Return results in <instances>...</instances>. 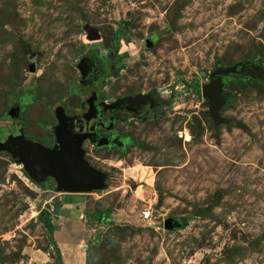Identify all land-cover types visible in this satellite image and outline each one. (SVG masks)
<instances>
[{
  "label": "rangeland",
  "instance_id": "rangeland-1",
  "mask_svg": "<svg viewBox=\"0 0 264 264\" xmlns=\"http://www.w3.org/2000/svg\"><path fill=\"white\" fill-rule=\"evenodd\" d=\"M238 61L260 72L226 81L214 126L200 87ZM91 84L160 108L117 124L123 150L85 156L101 190L58 193L0 152V264H55L46 221L65 252L78 239L83 264H264V0H0V138L17 104L24 135L49 142L54 106L71 111Z\"/></svg>",
  "mask_w": 264,
  "mask_h": 264
},
{
  "label": "water",
  "instance_id": "water-1",
  "mask_svg": "<svg viewBox=\"0 0 264 264\" xmlns=\"http://www.w3.org/2000/svg\"><path fill=\"white\" fill-rule=\"evenodd\" d=\"M87 38L94 40L98 38V35L90 33L87 34ZM82 64L83 61L79 63V68L83 73ZM244 67L260 72L256 65L247 61H238L230 66L218 65L209 72L207 82L201 85L200 94L205 99L207 114L214 126L222 122L220 111L226 103L222 95L225 81L228 77L240 73ZM34 70V65L30 62L28 71L34 72ZM122 100L123 97L118 98L115 104ZM87 103L91 106L90 98L87 99ZM16 110L13 106L9 111V116L15 117ZM53 114L56 123L52 127L54 144L51 147L39 141L27 139L19 129L17 134H8L0 140V152L7 154L14 162L20 163L35 183L51 178L54 182L53 190L58 193H89L105 188L106 172L92 166L84 158L81 143L87 138L88 133L73 132L70 127L71 122H67L69 118L64 114L60 105L54 107ZM105 143H107L106 138L99 137L96 145ZM174 224L171 218H167L163 222V227L171 229Z\"/></svg>",
  "mask_w": 264,
  "mask_h": 264
},
{
  "label": "flooded vegetation",
  "instance_id": "flooded-vegetation-1",
  "mask_svg": "<svg viewBox=\"0 0 264 264\" xmlns=\"http://www.w3.org/2000/svg\"><path fill=\"white\" fill-rule=\"evenodd\" d=\"M115 59L116 55H114L113 58L109 61V64H111L109 72H111V70H114L116 67ZM93 64L91 62H87V64L84 62L83 73L89 74L90 72H92V69L94 70L95 65ZM238 75L239 74H234L233 76L237 77ZM93 80H95V78H93ZM80 83L87 84L89 83V79L86 80L84 79V77H82ZM121 97H123V100L115 104V101ZM89 98L91 106H89L87 103V99ZM160 101L161 100L159 99L154 100V98L143 96L138 92L125 93L123 95L109 99L106 97L102 89L100 90L93 86V84H91V87H89L87 94L84 96V98L80 99L76 103L77 105H75L74 109H72L71 111H67L63 106H60L63 108L64 114L69 118L67 122H71L70 127L73 132L84 134L88 133L87 138L84 139L81 143L85 158L86 155H91V153H94L97 149L105 150L114 148L123 150L125 143L129 141V137L126 134H122L120 127L117 126V124H119L120 126H125L129 122H134V118L141 119V117L144 114H147L149 111H155V109L160 108ZM16 105L17 104H14L15 108L17 109L15 111L16 116H10L11 119H9V121L13 123V132L10 131L11 133H13V135L17 134L19 129H21V131L23 130L22 123L19 117H17V112L21 108H18V106ZM57 105L59 104H56L55 106ZM145 105L146 108H143ZM141 108H143V110L140 114ZM7 116H9V114H7ZM53 126L54 125L50 127L51 138L48 139L49 142L42 137L35 138L25 136L23 131L22 134L27 139L39 141L43 145L51 147L54 144V135L52 133ZM10 132H8V134H10ZM99 137H105L107 143L101 144L99 146L96 145ZM3 138H0V140H2Z\"/></svg>",
  "mask_w": 264,
  "mask_h": 264
},
{
  "label": "crops",
  "instance_id": "crops-1",
  "mask_svg": "<svg viewBox=\"0 0 264 264\" xmlns=\"http://www.w3.org/2000/svg\"><path fill=\"white\" fill-rule=\"evenodd\" d=\"M122 54H124V53H122ZM116 57H118V55H116ZM59 218L60 219H65L66 221L67 220H71V219L65 218V217H59ZM71 221H73V219ZM56 225H57L56 229H54V231L52 232V239H53L54 242H55V240H57L55 243H56V245H57V247L59 249L62 264H83V260L81 258V252L78 251V248H77L78 239L76 241H74L73 245L68 246L69 247V249H68L69 252L68 251L65 252L64 251V247L62 246L64 244L62 243V241H60L61 239L56 234L61 229V224H60V222H58ZM58 225H59V227H58ZM68 229H71V228L68 227Z\"/></svg>",
  "mask_w": 264,
  "mask_h": 264
},
{
  "label": "trees",
  "instance_id": "trees-1",
  "mask_svg": "<svg viewBox=\"0 0 264 264\" xmlns=\"http://www.w3.org/2000/svg\"><path fill=\"white\" fill-rule=\"evenodd\" d=\"M122 55H123V54L118 55V57H116V59H117L116 61L120 60L121 57H122ZM232 77H233V78H232ZM232 77H231L232 79L236 78V77H234V76H232ZM231 78L228 77L226 81H228V80L231 79ZM226 81H225V83H226ZM225 83H224V84H225ZM192 87H193L197 92H199V91L196 89V86H195V85H193ZM65 195H68V194H65ZM65 197H66V196H65ZM67 197H69V196H67ZM66 203H69V202H66ZM63 205H65V203H63V201H59V202H57V203L54 205V208H53L54 214H55V215H63V216H65V217H71V215H68V214H66V213H61V207H62ZM76 216H77V214L73 215V218L76 217ZM87 216H88L90 219H92V220H94V219H98V218H99V216H94L93 214H87ZM45 227H46V229H47V231H48V233H49V235H50L49 238L51 239V242H52V245H53V252H55V254H57V261H56L55 264H62L61 259H60L61 257H60L59 249H58L57 245L55 244V242H54L53 239H52V232L54 231V229H56V226H54V224H51L50 222L46 221V222H45ZM85 264H87V258L85 259Z\"/></svg>",
  "mask_w": 264,
  "mask_h": 264
},
{
  "label": "built area",
  "instance_id": "built-area-1",
  "mask_svg": "<svg viewBox=\"0 0 264 264\" xmlns=\"http://www.w3.org/2000/svg\"><path fill=\"white\" fill-rule=\"evenodd\" d=\"M140 217L142 219H149L150 218V210L148 208H145L143 211L140 212Z\"/></svg>",
  "mask_w": 264,
  "mask_h": 264
}]
</instances>
